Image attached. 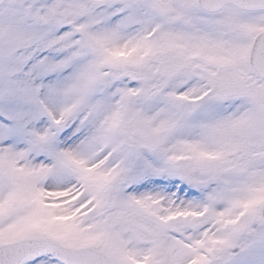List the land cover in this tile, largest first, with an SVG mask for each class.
Returning a JSON list of instances; mask_svg holds the SVG:
<instances>
[{"label":"snow or ice","instance_id":"6c2138e0","mask_svg":"<svg viewBox=\"0 0 264 264\" xmlns=\"http://www.w3.org/2000/svg\"><path fill=\"white\" fill-rule=\"evenodd\" d=\"M0 264H264V0H0Z\"/></svg>","mask_w":264,"mask_h":264}]
</instances>
